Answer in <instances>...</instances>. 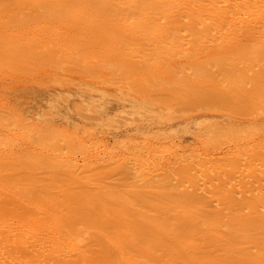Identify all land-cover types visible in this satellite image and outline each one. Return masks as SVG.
<instances>
[{
  "label": "bare ground",
  "instance_id": "6f19581e",
  "mask_svg": "<svg viewBox=\"0 0 264 264\" xmlns=\"http://www.w3.org/2000/svg\"><path fill=\"white\" fill-rule=\"evenodd\" d=\"M23 1L38 16L0 23V55L26 65L53 55L61 69L81 68L91 78L83 80L91 92H83L77 100L107 126L119 128L139 118L146 121L153 117L146 114L152 110L145 97L141 102L126 99L132 108L127 103L110 105L112 99L105 92L111 83L211 87L229 98L235 94L233 98L237 96L257 114L264 113V0ZM4 75L9 73L0 68V77ZM8 108L1 106L0 110ZM50 110L59 114L56 104ZM48 121L42 127L16 133L0 127V167L26 163L31 157H36L39 167L48 165L72 177L118 167L131 181L125 183L131 188L128 195L117 196L113 203V208H120L122 228L140 237L148 227L155 234V243L159 240L173 246L163 256L166 260L158 257L152 264H264L263 257L251 259L249 252L239 255L231 243L252 229L264 234V184L253 186L264 183V169L258 168L262 162L259 157L264 156V129H230L222 128L219 122H201L198 128L210 138L214 152L184 148V140L176 132H164L155 140L113 152L108 140L71 136L53 120ZM46 140H54L55 147ZM61 142L66 143V154ZM214 160L219 165L212 166ZM177 165L183 167L186 178L193 175L197 180H183V191L177 189L181 206L173 229L165 226L170 218L163 213L151 222L142 213L134 215L125 208L128 201L141 198L138 189L156 187L166 171ZM222 176L224 193L209 204L206 200L214 193L208 186H214ZM237 195L240 198L234 204L240 214L231 218L220 211L214 212V217L207 214L206 209ZM52 198L46 200L52 203ZM42 204L26 189L0 184V264H149L143 257L156 253L149 251L148 243L146 252L139 251L134 259L129 252L124 253L118 239L99 233L106 258L92 263L94 259L87 257L82 247L88 229L93 227L79 215L85 220L82 226H89L82 229L80 221L75 225V217L76 222L61 214L65 209L60 213L50 210L48 202L47 206ZM220 218L227 221L220 223ZM140 219L142 222H137ZM230 226L235 228L234 234L223 229Z\"/></svg>",
  "mask_w": 264,
  "mask_h": 264
},
{
  "label": "rangeland",
  "instance_id": "374dc122",
  "mask_svg": "<svg viewBox=\"0 0 264 264\" xmlns=\"http://www.w3.org/2000/svg\"><path fill=\"white\" fill-rule=\"evenodd\" d=\"M36 16H38V12L23 0L0 1V23L18 21L21 18L31 19ZM55 58L53 55H47L26 65L15 59L5 60L0 55V68L10 75L0 77V107H9L7 111L0 110V127L5 126L12 133H16L19 130L32 129L35 126L42 127L48 120H53L60 129L70 133L71 136H80L85 140L92 137L94 141L108 140L106 142L113 152L125 151L147 139L155 140L159 134L164 132H176V135L184 140L182 146L188 150L206 149L209 152H214L210 138L198 128L201 122H219L223 124L222 128L230 129L250 128L252 131L264 129V113L257 114L255 108L243 104L237 96L233 98L235 94H229L230 99L211 87H183L172 83L156 82L143 87L139 84L126 86L117 83L108 84L109 88L105 93L112 99L110 105L127 103L132 108L131 102L126 99L141 102L145 97L152 110L146 114L153 117L146 121L139 118L130 122V125L119 128L114 124L107 126L97 120L99 118L97 113L87 112L83 109V104L77 100L83 92L87 94L91 92L88 88L91 86L84 87L86 85L83 81L91 78L87 77V73L78 67L68 66L66 69H61L56 65ZM65 74L67 76H63ZM53 104L59 108L58 115L52 114L50 110V106ZM53 141L46 140V143H53ZM60 144L63 145L62 153L66 154L68 152L66 143L61 142ZM52 145L55 147L54 143ZM259 158V162H262L258 168L263 170L264 156ZM43 161L46 162L45 159ZM25 162L12 165L9 168L0 167V184L10 188L26 189L30 191L36 201L43 203V206L45 203V206L49 204L50 210L61 213L63 209L67 208L61 214L64 217L67 216L66 218L73 219L75 217L77 222L76 219L72 221L76 222L75 225L80 221L81 225L78 226L82 229L83 227L87 229L88 225L95 228L92 230L88 226L89 231L82 247V251L86 252L84 254L94 259L92 263H101L106 258L104 256L105 248L98 239L99 233L111 235L113 240L118 239L124 253L128 254L129 252L133 258L137 259L140 255L139 251H145L150 243L149 251L156 253L153 256H144V260L149 264L159 260L158 257L160 260H166L163 256L173 249L171 242L162 243L158 240L155 243V234L148 227L143 229V232L141 231L140 235H145L142 239L141 236L136 237L139 233L129 234L122 228L124 223H121L122 214L118 213L120 208H113V203L117 196L128 195L131 188H127L125 183L131 181L128 176L119 171L118 167H113L114 164L111 166L113 168L98 169L92 173H83L72 177L64 170L50 169L48 165L39 167L36 157L28 158ZM46 163L52 162L47 160ZM211 164L212 166L219 165L215 160ZM182 168L177 165L168 169L164 180L156 187L152 185L138 189L139 193L137 194L141 198L138 201L132 200V203L128 201L125 208L134 215L142 213V217L152 219L151 222L156 221L154 218L163 213V216L170 218L165 226L173 229L181 206L179 190L183 191L184 189L181 186L182 182L190 180L189 182L196 183L197 180L193 175H187L186 178ZM190 177L191 179H188ZM224 182L225 179L222 176L220 180H216L214 186H208L214 195H209L207 202L221 197V193H224L221 192ZM260 184L264 183L256 182L253 186L258 187ZM178 188L179 190H177ZM51 196L55 203H49L52 201ZM48 198L51 201L46 200ZM239 198L240 196L237 195V198L234 196L232 199L222 200L220 205L214 204L215 207L206 209V212L213 217L214 212L217 211L222 212V215H226L227 218L234 217L241 213L234 204ZM56 203H59L62 209ZM79 215L84 217L88 225L82 226L84 219L82 220ZM77 217L80 219L78 220ZM227 218H220L219 222H226ZM137 222H142V219ZM223 229L228 230L231 234L235 233V228L232 226L223 227ZM245 234V237L237 236L232 240V249L238 251L239 255L245 252L251 253V259L257 257L264 259L263 231L257 233L252 229V232L247 231ZM93 235H96L97 240ZM223 239L227 241L225 234ZM224 243L220 241L218 244L223 245ZM228 248H225V251ZM145 252L141 253L145 255Z\"/></svg>",
  "mask_w": 264,
  "mask_h": 264
}]
</instances>
